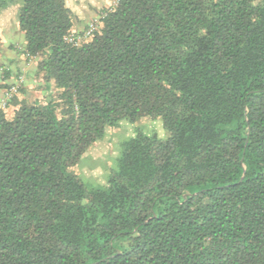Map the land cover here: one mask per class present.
Masks as SVG:
<instances>
[{
    "label": "trees",
    "instance_id": "trees-1",
    "mask_svg": "<svg viewBox=\"0 0 264 264\" xmlns=\"http://www.w3.org/2000/svg\"><path fill=\"white\" fill-rule=\"evenodd\" d=\"M10 6L48 97L0 109V264H264V0H119L78 44L65 0Z\"/></svg>",
    "mask_w": 264,
    "mask_h": 264
},
{
    "label": "rangeland",
    "instance_id": "rangeland-1",
    "mask_svg": "<svg viewBox=\"0 0 264 264\" xmlns=\"http://www.w3.org/2000/svg\"><path fill=\"white\" fill-rule=\"evenodd\" d=\"M66 2L73 7V11L77 15V26L80 29L74 31H82L87 28L90 22L98 21L102 10L110 5L111 0H66ZM15 27H17L15 6H10L1 10L0 35L2 41L14 47L22 46L20 38L22 35L15 30ZM23 59V68H20V70L18 69L14 75V79L22 74L24 82L21 88L26 83V80L29 78L31 79V88L28 89H34V91H31L34 95L28 100L32 101L36 98L42 101L47 99L48 96L40 95V93H46V90H44L43 82L35 75L33 58H27L24 55ZM25 70L30 71L27 73L28 77L24 74ZM32 79H35L37 83L33 82ZM11 109L12 106L10 105L6 107V111H10ZM138 128H141L145 133L156 132L160 136L165 134L160 120L152 121L147 117H143L134 123L121 121L119 126L108 129L104 138L85 152L78 163L71 168V171L75 173L86 186H96L98 183H104L106 174L113 163V159L118 153L120 141L129 135H133Z\"/></svg>",
    "mask_w": 264,
    "mask_h": 264
},
{
    "label": "crops",
    "instance_id": "crops-1",
    "mask_svg": "<svg viewBox=\"0 0 264 264\" xmlns=\"http://www.w3.org/2000/svg\"><path fill=\"white\" fill-rule=\"evenodd\" d=\"M71 8L73 9V7ZM79 29L80 28L77 26L76 30H79ZM15 30H17L18 32V27H15ZM20 38H21L22 46H18V47H14L13 45H8L6 42L2 41V49L0 51V99H1V96H2V93L5 87L9 85L10 83H12L13 81H15L14 75L16 74L18 69L20 70V68H23L22 61H24L23 59L24 39H23V36H20ZM28 72L30 71H27V70L24 71V74L26 77H28L27 75ZM32 81L36 82L35 79H32ZM22 88L24 90H23V93L18 94V101L33 97L34 93H32L31 91H34V89H28V88H31L30 78L26 80V83L23 85ZM24 92H29V93H24ZM47 94L48 93H40V95H44V96ZM10 106H12V109L10 111H6V108L4 109V111L8 113L11 112L15 106L13 104H10Z\"/></svg>",
    "mask_w": 264,
    "mask_h": 264
},
{
    "label": "built area",
    "instance_id": "built-area-1",
    "mask_svg": "<svg viewBox=\"0 0 264 264\" xmlns=\"http://www.w3.org/2000/svg\"><path fill=\"white\" fill-rule=\"evenodd\" d=\"M119 0H111V3L109 6H113L116 5L118 3ZM98 21H92L88 24L87 28H85L82 31H71L69 32L66 37L65 40L68 41L69 43L72 44H78L79 42L83 41L86 37H88L95 29L96 25H97ZM24 51V55L27 58H30V55ZM24 82V77L22 76V74L18 75V77L15 79V81H13L12 83L9 84V86L7 88L4 89L1 99H0V109H5L9 102L11 101V99L13 98V96L18 92V90L20 89L21 85Z\"/></svg>",
    "mask_w": 264,
    "mask_h": 264
},
{
    "label": "water",
    "instance_id": "water-1",
    "mask_svg": "<svg viewBox=\"0 0 264 264\" xmlns=\"http://www.w3.org/2000/svg\"><path fill=\"white\" fill-rule=\"evenodd\" d=\"M243 177V175L241 176V178Z\"/></svg>",
    "mask_w": 264,
    "mask_h": 264
}]
</instances>
